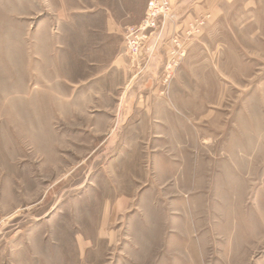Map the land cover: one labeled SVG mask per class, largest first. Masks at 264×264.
Returning a JSON list of instances; mask_svg holds the SVG:
<instances>
[{
	"label": "rangeland",
	"instance_id": "1",
	"mask_svg": "<svg viewBox=\"0 0 264 264\" xmlns=\"http://www.w3.org/2000/svg\"><path fill=\"white\" fill-rule=\"evenodd\" d=\"M147 1L0 0V264H264V0Z\"/></svg>",
	"mask_w": 264,
	"mask_h": 264
},
{
	"label": "built area",
	"instance_id": "2",
	"mask_svg": "<svg viewBox=\"0 0 264 264\" xmlns=\"http://www.w3.org/2000/svg\"><path fill=\"white\" fill-rule=\"evenodd\" d=\"M173 18L175 13L170 0H148L141 21L126 29L125 53L132 59H140L142 67L148 65L162 43L168 22Z\"/></svg>",
	"mask_w": 264,
	"mask_h": 264
},
{
	"label": "crops",
	"instance_id": "3",
	"mask_svg": "<svg viewBox=\"0 0 264 264\" xmlns=\"http://www.w3.org/2000/svg\"><path fill=\"white\" fill-rule=\"evenodd\" d=\"M171 1V0H170ZM176 1V0H175ZM180 1H182V2H189V1H194V0H180ZM195 1H202V2H205L206 4H207V6L208 7H213L214 6V4H215V2H217L218 0H195ZM114 32V30L112 29V30H107V33L108 34H111V33H113ZM120 87V86H119Z\"/></svg>",
	"mask_w": 264,
	"mask_h": 264
}]
</instances>
